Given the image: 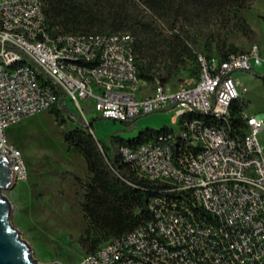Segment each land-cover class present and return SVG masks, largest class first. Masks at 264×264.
I'll return each mask as SVG.
<instances>
[{
    "label": "built area",
    "instance_id": "1",
    "mask_svg": "<svg viewBox=\"0 0 264 264\" xmlns=\"http://www.w3.org/2000/svg\"><path fill=\"white\" fill-rule=\"evenodd\" d=\"M132 42L128 34H53L43 0H0V152L15 182L27 168L6 129L52 109V85L83 117L81 100L122 123L174 110L176 130L116 153L158 185L151 218L75 264H264V120L243 111L234 128L232 116L242 94L234 73L264 69V53L254 45L223 61L199 54L197 79L173 88L138 77Z\"/></svg>",
    "mask_w": 264,
    "mask_h": 264
},
{
    "label": "rangeland",
    "instance_id": "2",
    "mask_svg": "<svg viewBox=\"0 0 264 264\" xmlns=\"http://www.w3.org/2000/svg\"><path fill=\"white\" fill-rule=\"evenodd\" d=\"M240 14L254 32L252 39L243 36L233 20L185 25L183 28L199 52L209 43L213 54L215 41L219 40L227 47L233 46L244 52L258 45L264 53V0H253ZM152 60L155 61L156 81L170 74L168 85L173 88L192 83L197 75V63L176 48L174 50V47L153 55ZM262 74L264 69L257 68L254 71H236L234 77L240 82V107L248 115L264 120ZM243 88L246 92L242 91ZM68 105L86 122L93 121V133L111 158H115L118 151L114 137L130 141L147 129L178 128L174 110L140 117L128 126L119 121L102 119L94 110V100H81L84 117L72 102L68 101ZM72 128V125L58 126L54 116L49 111H43L6 129L9 143L22 153L28 175L3 194L12 205V225L28 242L33 258L39 263L75 264L86 254L80 241L90 229L82 210L85 185L90 174L83 157L63 139L64 133ZM260 141L264 148V131L260 134Z\"/></svg>",
    "mask_w": 264,
    "mask_h": 264
},
{
    "label": "trees",
    "instance_id": "3",
    "mask_svg": "<svg viewBox=\"0 0 264 264\" xmlns=\"http://www.w3.org/2000/svg\"><path fill=\"white\" fill-rule=\"evenodd\" d=\"M253 0H43L49 29L53 34H128L132 37L138 77L150 86L156 84L155 61L164 49L174 47L197 63L198 55L217 57L221 61L229 55L244 52L224 42L215 41L214 53L206 43L197 51L184 26L212 21L233 20L237 29L247 39L254 32L240 14ZM34 68H36L34 66ZM39 72V70H38ZM170 74L160 77L168 85ZM264 83V74L260 75ZM45 81V80H43ZM57 95L56 105L49 110L60 127L72 125L64 133L68 146L80 154L90 174L85 185L82 210L89 221V232L80 245L86 254L117 239L151 218L149 202L156 195L155 182L138 178L119 156L111 158L102 150L94 135L93 121L86 122L66 104V93L58 85H52ZM244 110L236 101L232 107L234 128L242 123L240 113ZM125 122L132 126L135 121ZM147 129L133 140L114 137L119 145H139L154 138L161 131ZM90 232L92 236H90Z\"/></svg>",
    "mask_w": 264,
    "mask_h": 264
},
{
    "label": "water",
    "instance_id": "4",
    "mask_svg": "<svg viewBox=\"0 0 264 264\" xmlns=\"http://www.w3.org/2000/svg\"><path fill=\"white\" fill-rule=\"evenodd\" d=\"M14 183L15 173L9 156L0 152V264H50L39 263L33 258L28 242L11 223L12 205L3 192Z\"/></svg>",
    "mask_w": 264,
    "mask_h": 264
}]
</instances>
